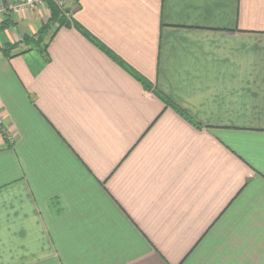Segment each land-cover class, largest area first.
<instances>
[{"label":"crops","instance_id":"1","mask_svg":"<svg viewBox=\"0 0 264 264\" xmlns=\"http://www.w3.org/2000/svg\"><path fill=\"white\" fill-rule=\"evenodd\" d=\"M26 1L0 0V264H264V0H52L85 31L53 35Z\"/></svg>","mask_w":264,"mask_h":264},{"label":"trees","instance_id":"2","mask_svg":"<svg viewBox=\"0 0 264 264\" xmlns=\"http://www.w3.org/2000/svg\"><path fill=\"white\" fill-rule=\"evenodd\" d=\"M45 3H47L48 8L50 9L51 16H50L47 24L42 27L41 32H40L41 34L45 32L46 35H49V34L53 35L58 31V29L60 27H62V26L71 27L72 25H74L75 27L79 28L80 30L82 29L84 31V29L75 20L68 19L65 15L62 14L63 9L60 7V5L57 2L52 1V0H45ZM63 12H64V10H63ZM65 12H67V11H65ZM53 26H56V28L54 30H53ZM43 37H45V36H43ZM89 38L92 41H94V43L99 48L104 50L109 55L110 58H112L116 62L120 63L123 67L128 68V66L125 63L121 62V60L114 53H112L109 49H107L106 47L101 45L95 38H93L92 36H89ZM130 71L133 75H135L143 83V85L146 88H148V89L151 88V85L145 79H143L142 77L135 74L132 70H130ZM172 107L174 109H176L177 112H179L181 115L187 117L186 114L184 112H182L181 110L177 109V107H175L174 105Z\"/></svg>","mask_w":264,"mask_h":264},{"label":"built area","instance_id":"3","mask_svg":"<svg viewBox=\"0 0 264 264\" xmlns=\"http://www.w3.org/2000/svg\"><path fill=\"white\" fill-rule=\"evenodd\" d=\"M44 4V0H27L26 3L22 6H14L12 7V11L14 13H19V11L23 8V7H28V8H33L36 6H40ZM61 5V3H59ZM4 16V11L0 10V17Z\"/></svg>","mask_w":264,"mask_h":264},{"label":"rangeland","instance_id":"4","mask_svg":"<svg viewBox=\"0 0 264 264\" xmlns=\"http://www.w3.org/2000/svg\"><path fill=\"white\" fill-rule=\"evenodd\" d=\"M44 2H45V0H44ZM59 4V3H58ZM60 5V4H59ZM60 6H62V4L60 5Z\"/></svg>","mask_w":264,"mask_h":264}]
</instances>
